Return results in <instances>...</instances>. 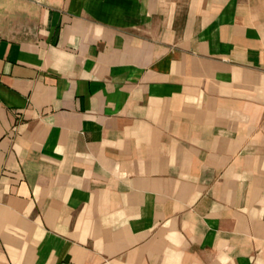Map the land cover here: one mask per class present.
Listing matches in <instances>:
<instances>
[{
  "label": "crops",
  "instance_id": "crops-1",
  "mask_svg": "<svg viewBox=\"0 0 264 264\" xmlns=\"http://www.w3.org/2000/svg\"><path fill=\"white\" fill-rule=\"evenodd\" d=\"M0 264H264V0H0Z\"/></svg>",
  "mask_w": 264,
  "mask_h": 264
}]
</instances>
